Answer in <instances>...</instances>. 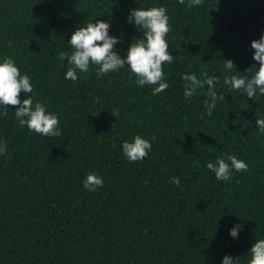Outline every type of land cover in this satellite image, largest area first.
Instances as JSON below:
<instances>
[{"label":"trees","instance_id":"16d2710c","mask_svg":"<svg viewBox=\"0 0 264 264\" xmlns=\"http://www.w3.org/2000/svg\"><path fill=\"white\" fill-rule=\"evenodd\" d=\"M0 264H264V0H0Z\"/></svg>","mask_w":264,"mask_h":264}]
</instances>
